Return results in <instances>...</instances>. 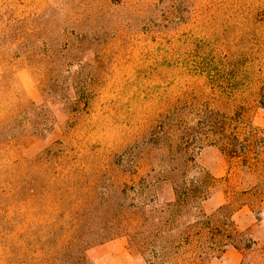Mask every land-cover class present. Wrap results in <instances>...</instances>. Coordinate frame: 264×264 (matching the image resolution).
I'll return each mask as SVG.
<instances>
[{"label": "rangeland", "instance_id": "obj_1", "mask_svg": "<svg viewBox=\"0 0 264 264\" xmlns=\"http://www.w3.org/2000/svg\"><path fill=\"white\" fill-rule=\"evenodd\" d=\"M262 98L264 0H0V264H144L193 177L239 234L204 264H264V180L211 133L264 137Z\"/></svg>", "mask_w": 264, "mask_h": 264}, {"label": "trees", "instance_id": "obj_2", "mask_svg": "<svg viewBox=\"0 0 264 264\" xmlns=\"http://www.w3.org/2000/svg\"><path fill=\"white\" fill-rule=\"evenodd\" d=\"M260 103L263 105V98ZM228 125L224 117H219L211 133L229 158L264 180V137L250 134L240 138L228 130ZM206 184V177L184 179L175 185L174 198L165 207L141 214L139 228L129 234L128 240L138 249L144 264H204L208 256L222 252L239 236L227 216L229 205L211 215L196 211L206 194ZM251 195L264 200V187L256 186Z\"/></svg>", "mask_w": 264, "mask_h": 264}]
</instances>
